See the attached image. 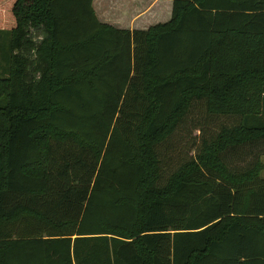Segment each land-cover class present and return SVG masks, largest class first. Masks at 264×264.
Returning <instances> with one entry per match:
<instances>
[{"label":"trees","instance_id":"trees-1","mask_svg":"<svg viewBox=\"0 0 264 264\" xmlns=\"http://www.w3.org/2000/svg\"><path fill=\"white\" fill-rule=\"evenodd\" d=\"M5 3L0 264H264V0L133 30L92 0ZM197 105L232 120L169 167Z\"/></svg>","mask_w":264,"mask_h":264},{"label":"crops","instance_id":"crops-1","mask_svg":"<svg viewBox=\"0 0 264 264\" xmlns=\"http://www.w3.org/2000/svg\"><path fill=\"white\" fill-rule=\"evenodd\" d=\"M5 1L0 4V29H11L15 22L10 13L11 4H4ZM92 8L99 22L107 26L146 29L170 19L172 0H92Z\"/></svg>","mask_w":264,"mask_h":264},{"label":"rangeland","instance_id":"rangeland-1","mask_svg":"<svg viewBox=\"0 0 264 264\" xmlns=\"http://www.w3.org/2000/svg\"><path fill=\"white\" fill-rule=\"evenodd\" d=\"M148 28V27H147ZM231 118L223 116H209L206 114L205 109L197 105L194 107L185 121L181 124L178 130L170 139V147L167 150L168 159L166 164L170 167L177 163L179 159L188 156L193 153V144L197 145V141L200 135L198 130H194L195 125H203L207 129H215L219 124H226L231 122ZM247 156L242 155L235 159L237 164H242L244 161H238L239 158ZM247 160V159H246ZM260 160L262 163V169L260 170V176L264 178V153L260 154Z\"/></svg>","mask_w":264,"mask_h":264}]
</instances>
